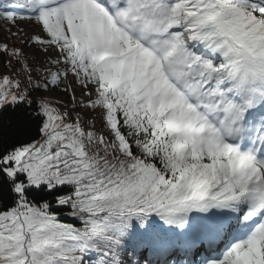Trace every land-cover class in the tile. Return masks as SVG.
<instances>
[{
	"label": "snow or ice",
	"instance_id": "6c2138e0",
	"mask_svg": "<svg viewBox=\"0 0 264 264\" xmlns=\"http://www.w3.org/2000/svg\"><path fill=\"white\" fill-rule=\"evenodd\" d=\"M0 21V264H264V0Z\"/></svg>",
	"mask_w": 264,
	"mask_h": 264
},
{
	"label": "rangeland",
	"instance_id": "374dc122",
	"mask_svg": "<svg viewBox=\"0 0 264 264\" xmlns=\"http://www.w3.org/2000/svg\"><path fill=\"white\" fill-rule=\"evenodd\" d=\"M5 27H8L7 25H4L2 21H0V40H3L4 36L6 35V32L4 31ZM21 28H23L26 32H32L35 31V27L30 24L22 23L20 25ZM15 31V29H13ZM13 43H16L17 41H12ZM28 51H31V48L28 49ZM41 58L43 59V54H41ZM10 71V69L4 64L3 57H0V74L6 73ZM46 95L54 96L58 99H67L62 93L53 91L50 93H46Z\"/></svg>",
	"mask_w": 264,
	"mask_h": 264
},
{
	"label": "trees",
	"instance_id": "16d2710c",
	"mask_svg": "<svg viewBox=\"0 0 264 264\" xmlns=\"http://www.w3.org/2000/svg\"><path fill=\"white\" fill-rule=\"evenodd\" d=\"M36 95H40V93H37ZM31 135L34 136V137L37 135V132H36L35 128H33L31 130Z\"/></svg>",
	"mask_w": 264,
	"mask_h": 264
}]
</instances>
